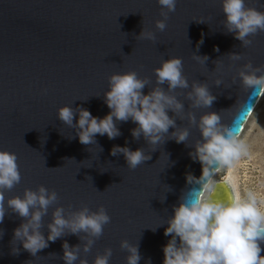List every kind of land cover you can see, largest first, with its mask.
<instances>
[{
  "label": "water",
  "instance_id": "1",
  "mask_svg": "<svg viewBox=\"0 0 264 264\" xmlns=\"http://www.w3.org/2000/svg\"><path fill=\"white\" fill-rule=\"evenodd\" d=\"M245 3L264 12V0ZM157 20L165 21L163 31L155 27ZM223 21L220 0H177L173 12L157 0H0V151L16 155L20 173L19 183L4 190L5 202L25 189L44 186L55 192L57 199L42 219L45 237L57 207L66 218L82 208H103L110 217L99 237L65 230L33 256L13 241V229L22 218L5 203L0 264H65V241L76 246L75 264H93L107 248L112 250L108 264H126L122 240L138 246L139 264H162V247L170 239L163 234L166 221L181 198L199 187L187 182L189 175H201L200 163L189 157L194 149L169 139L175 130L171 127L156 146L142 136L134 139L131 129L136 124L131 120L116 121L118 137L97 134L95 144L84 145L77 129L58 119V109L82 107L102 118L110 111L104 103L109 77L135 71L148 81L144 94L161 87L183 105L168 115L176 128L188 129V145L200 139L189 114L198 123L204 113L215 112L239 136L262 92L245 90L238 73L245 64L264 66V32L248 37L251 43L244 46L226 32ZM143 30L155 39L137 38ZM230 54L241 58L232 60ZM194 56L208 59L201 63ZM172 57L182 61L187 88L169 91L166 83L156 84L154 69ZM194 82L206 85L216 97L210 108L193 106L189 93ZM113 146L143 149L151 158L129 169L122 153L110 155ZM216 194L225 197L224 187ZM89 240L93 243L85 251ZM260 247L264 256V243Z\"/></svg>",
  "mask_w": 264,
  "mask_h": 264
},
{
  "label": "clouds",
  "instance_id": "2",
  "mask_svg": "<svg viewBox=\"0 0 264 264\" xmlns=\"http://www.w3.org/2000/svg\"><path fill=\"white\" fill-rule=\"evenodd\" d=\"M162 9L175 11L177 0H157ZM224 14L223 26L227 33L247 46L251 43L248 37L258 31L264 32V12L254 7H247L245 0H220ZM166 19V16H165ZM155 27L163 31L164 20H157ZM154 40V34L144 30L137 37ZM202 43V41H200ZM218 51V49H215ZM232 60H239V54H230ZM198 62L204 63L207 56H194ZM156 84H167L168 90L187 88V79L182 74V61L179 57L162 60L154 69ZM245 90L256 89L264 92V66L253 68L245 64L244 70L238 73ZM148 81L137 76L135 71L114 73L109 77L108 90L104 93V103L110 110L102 118L93 116L87 109L79 107L75 111L68 106L58 109V119L64 124L77 129L76 136L81 144H95L96 135H106L114 139L121 133L116 121L131 120L136 127L131 129L134 139L141 136L152 146L164 142L169 128L175 129L169 136L176 143H185L194 149L189 157L201 165L199 178L187 177L190 184L199 185L187 192L173 214L166 221L164 235L170 239L162 247V264H264V256L260 245L264 243V197L252 191L243 194L238 189L233 170L242 156L247 155L245 144L240 141L238 132L221 123V116L215 112H206L196 122L195 116L189 114V121L199 129L200 139L188 145L187 128H176L169 111H179L183 105L174 96L166 94L161 87H155L147 94L142 91ZM219 85L220 81H216ZM189 99L194 107L210 108L216 99L206 85L193 83ZM74 116L77 117L73 124ZM122 153L127 167L135 169L150 159L143 149L130 150L128 147L113 146L110 155ZM14 153L0 151V223L5 217V203L18 217L22 218L18 227L13 229V241H19L23 249L35 256L49 242L60 238L65 230L71 234L85 233L94 237L102 234L103 226L110 217L103 208L90 212L82 208L66 218L64 209L57 207L52 211L51 221L46 225L47 237L42 232V219L56 199L55 192H49L44 186L37 191L25 189L22 196H13L5 202L4 190L11 189L20 181V173ZM222 169L226 170L219 182L213 177ZM223 186L225 197H219L217 188ZM160 224L156 227H159ZM155 227V228H156ZM153 228V231H155ZM85 251L89 250L88 245ZM120 247L127 251L126 264H139L141 259L138 246L127 240L120 242ZM65 264H75L78 259L76 246L67 241L62 244ZM13 253L18 249L13 247ZM112 255L110 248L97 256L93 264H108ZM80 264H87L81 260Z\"/></svg>",
  "mask_w": 264,
  "mask_h": 264
},
{
  "label": "rangeland",
  "instance_id": "3",
  "mask_svg": "<svg viewBox=\"0 0 264 264\" xmlns=\"http://www.w3.org/2000/svg\"><path fill=\"white\" fill-rule=\"evenodd\" d=\"M238 139L245 144L247 150V155L240 158L233 170L238 189L241 194L252 191L264 197V92ZM225 171L222 169L213 180L219 182Z\"/></svg>",
  "mask_w": 264,
  "mask_h": 264
},
{
  "label": "bare ground",
  "instance_id": "4",
  "mask_svg": "<svg viewBox=\"0 0 264 264\" xmlns=\"http://www.w3.org/2000/svg\"><path fill=\"white\" fill-rule=\"evenodd\" d=\"M256 105H257V104H256ZM254 110H255V108H254ZM254 110L251 112V115L249 116V118H250V117L252 116V114L254 113ZM249 118H248V119H249ZM247 121H248V120H247ZM247 121H246V123H247ZM246 123H245V124H246ZM242 131H243V130H242ZM241 133H242V132H241ZM240 135H241V134H240ZM240 135H239V136H240ZM239 136H238V137H239ZM238 137H237V138H238ZM218 173H219V172H218ZM218 173H217V174H218ZM217 174H216V175H217Z\"/></svg>",
  "mask_w": 264,
  "mask_h": 264
}]
</instances>
